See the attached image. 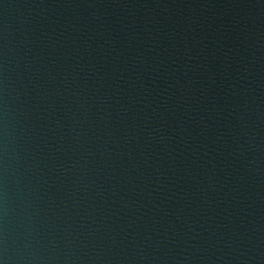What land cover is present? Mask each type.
<instances>
[{
  "label": "water",
  "instance_id": "95a60500",
  "mask_svg": "<svg viewBox=\"0 0 264 264\" xmlns=\"http://www.w3.org/2000/svg\"><path fill=\"white\" fill-rule=\"evenodd\" d=\"M0 264H264V0H0Z\"/></svg>",
  "mask_w": 264,
  "mask_h": 264
}]
</instances>
